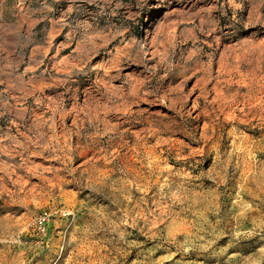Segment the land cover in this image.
Segmentation results:
<instances>
[{
	"label": "rangeland",
	"instance_id": "374dc122",
	"mask_svg": "<svg viewBox=\"0 0 264 264\" xmlns=\"http://www.w3.org/2000/svg\"><path fill=\"white\" fill-rule=\"evenodd\" d=\"M0 264H264V0H0Z\"/></svg>",
	"mask_w": 264,
	"mask_h": 264
}]
</instances>
